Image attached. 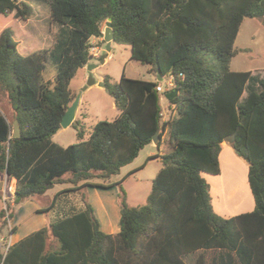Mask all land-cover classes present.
Segmentation results:
<instances>
[{
    "label": "trees",
    "instance_id": "trees-1",
    "mask_svg": "<svg viewBox=\"0 0 264 264\" xmlns=\"http://www.w3.org/2000/svg\"><path fill=\"white\" fill-rule=\"evenodd\" d=\"M43 1L59 26L57 40L26 54L10 24L26 22L33 9L22 0H0V97L12 113L9 120L0 110V175L15 180L14 204L0 209V233L14 206L40 204L55 185H70L64 191L78 192L84 208L13 243L0 252V264H186L183 258L198 252L196 264L206 263L205 252L215 256L212 264H264V78L230 68L242 22L264 26V0ZM108 19L113 41L129 46L130 59L146 65L156 81L124 73L114 86L104 79L117 116L97 121L85 140L75 119L71 125L81 140L63 147L53 136L76 96L71 80L87 66L90 39L100 38ZM49 62L54 77L44 81ZM158 77H172V88L161 93ZM161 98L176 117L162 120ZM15 120L17 138L11 135ZM157 131V146L166 132L172 151L160 156L145 204L130 206L122 181H110ZM233 133L230 147L247 165L254 206L225 218L214 212L203 175L220 174L223 140ZM115 186L119 229L106 234L83 190ZM59 194L37 212L51 210Z\"/></svg>",
    "mask_w": 264,
    "mask_h": 264
},
{
    "label": "rangeland",
    "instance_id": "rangeland-1",
    "mask_svg": "<svg viewBox=\"0 0 264 264\" xmlns=\"http://www.w3.org/2000/svg\"><path fill=\"white\" fill-rule=\"evenodd\" d=\"M22 1L32 7L33 15L26 22H12L10 24V28L14 34L13 38L19 43L18 48L22 53L26 54L36 50L51 48L55 40H57L56 36L59 26L51 22L48 4L43 0ZM104 29L105 24L102 26V32ZM90 45V55L96 53L97 56H91L87 65H96V68L92 69L91 72H88L87 69L83 71L84 73L78 72L70 83V90L73 95L81 92L86 85L84 74H86L87 78L91 75L97 84V86L93 85L81 92L75 119L79 120L84 128L82 140L88 137L92 126L97 121H111L118 112L115 107H112L114 101L111 96L107 94L104 88L99 87L98 83H103V80L107 79L108 84L114 86L119 81L122 73L131 79L152 82L156 80L154 76L147 73L146 65L130 59L129 46L119 45L112 41L108 58L101 64L100 61L105 54V42L103 38H91ZM234 47L237 50V55L231 60V70L235 72L250 71L251 76H256L260 79L264 78V26L256 19H245L239 28ZM54 73L53 64L47 63L42 74L43 80H51ZM161 84L163 85V83ZM254 90L258 91L257 89ZM245 96L246 91L243 92L242 98ZM161 107L162 120L171 119L170 117L167 118L168 112H166V103L163 100ZM0 110L9 120H12L11 110L6 100L2 97H0ZM174 117H176V113H174ZM77 132V129L72 125L65 129L60 128L53 136V141L63 147L75 144L81 140ZM171 151L172 148L169 145L168 136L164 134L159 146L152 143L145 146L139 151L138 156L132 163L121 168L119 174L111 179L110 182L113 183L122 181L120 187L123 189L126 201L130 206L145 204L151 192L152 181L161 168L160 156L167 155ZM151 153L157 158L151 159L150 157L152 156H149ZM232 155L234 161L231 159L229 161L225 156L219 159V176L204 175V179L209 185V195L213 210L221 217H229L247 212L254 204L247 184V165L234 152ZM96 182L100 183L99 180ZM0 184L2 190H4V187L8 184L5 177H0ZM69 187L70 185L67 184L55 185L53 189L46 192L40 204L24 200L18 206H14L15 215L10 220V224L7 223L5 230L2 231L0 252L5 253L6 248L12 245L16 238H23L26 234L36 231L41 226L42 221L54 222L72 212L82 210L84 205L81 195L78 192H65L64 190ZM56 193L60 194L55 206L48 212L35 215L33 208H45ZM83 193H85L86 201L93 207L95 217L102 231L108 225V222L113 221V215L116 214V217L120 215L119 211H117L119 209V186L107 190L87 187L83 190ZM8 204L13 205L14 201L8 200L6 196L4 201L3 197H1L0 209H4ZM14 229L17 230L14 233L16 235L11 239L9 234ZM198 255L199 253L186 256L183 260L186 264H196ZM204 256L206 257L205 264H212L210 261L215 257L213 253L205 252ZM234 260L241 263V260L237 256H235ZM222 262L219 261L218 263L223 264L224 262Z\"/></svg>",
    "mask_w": 264,
    "mask_h": 264
},
{
    "label": "water",
    "instance_id": "water-1",
    "mask_svg": "<svg viewBox=\"0 0 264 264\" xmlns=\"http://www.w3.org/2000/svg\"><path fill=\"white\" fill-rule=\"evenodd\" d=\"M101 38H103V41L105 42V54L102 56V59L100 61L101 64L104 63L105 58H107L108 53L111 51V43L114 39V35H113V31H112V26H111V19L107 20V23L105 24V29L103 32H101L100 35ZM96 65H87L86 69L88 72H91L92 69H95ZM157 75L159 76V72L157 73ZM158 82H163V79L158 77L157 79ZM95 84V80L92 78L91 75L88 76L87 81H86V85L83 87V89L81 90L84 91L86 90L88 87L92 86ZM99 87L104 88V84L103 83H98ZM81 92H79L78 94H76L74 100L72 101V103L70 104V106L66 109L65 113L63 114L61 121H60V127L65 129L67 127H69L75 120V113H76V109L78 107L79 104V100H80V96H81ZM11 135L14 138L20 137L21 133H20V127L18 122L15 120L13 121V128L11 130ZM235 135L236 133H233L227 137L224 138L223 142L229 145L234 144L235 142ZM160 141L159 138V131H157L153 138H152V142L157 145L158 142Z\"/></svg>",
    "mask_w": 264,
    "mask_h": 264
},
{
    "label": "crops",
    "instance_id": "crops-1",
    "mask_svg": "<svg viewBox=\"0 0 264 264\" xmlns=\"http://www.w3.org/2000/svg\"><path fill=\"white\" fill-rule=\"evenodd\" d=\"M58 30H59V27H58ZM107 58H108V56H107ZM106 59V58H105ZM105 61V60H104ZM86 70V66L83 68V69H80L78 72H83V71H85ZM84 73V72H83ZM54 77V76H53ZM53 77H52V79H53ZM155 78V77H154ZM52 79L50 80V79H47V81L48 80H50V81H52ZM84 80H86L87 81V76H86V74H84ZM156 81V80H155ZM163 83V85H164V81L162 82ZM93 86V85H92ZM94 86H97V84H96V82H95V84H94ZM91 87V86H90ZM161 87H162V84H161ZM162 100L165 102V100L163 99V98H161V101H160V103L162 102ZM166 103V102H165ZM112 107H115V104L114 103H112ZM78 108V107H77ZM166 108H167V110H166V112H168L167 113V118H173V116H174V109H173V107L171 108V109H169L168 107H167V105H166ZM117 110V109H116ZM76 111H77V109H76ZM117 114H118V112H117ZM117 116V115H116ZM115 116V117H116ZM75 117H76V113H75ZM166 120V119H165ZM167 121V120H166ZM164 134H166V132L164 133ZM163 134V135H164ZM152 144L153 145H155L153 142H152ZM64 147H66V146H64ZM232 153H233V150L231 149V147H230V145H228V144H226V143H224L223 142V144H222V150H221V152H220V154H219V159L222 157V156H225V158L226 159H228L229 161H230V159L232 160V161H234L233 160V155H232ZM149 156H155L153 153H151V154H149ZM219 165H220V162H219ZM220 175V174H219ZM218 175V176H219ZM204 176V175H203ZM210 176V175H209ZM0 177H5V176H2V175H0ZM7 185H11V187L12 188H14L15 189V180L14 179H10L9 181H8V184ZM50 191V190H49ZM4 192V190H2V193ZM3 196V195H2ZM18 206V205H17ZM253 206H254V204H253ZM253 206H252V208L249 210V211H247V212H250V211H252L253 210ZM41 208H37V207H34L33 208V211H34V213H35V215H39V213H37V211L38 210H40ZM17 211H18V209H17ZM117 211H119V209L117 210ZM243 213H245V212H243ZM15 215V214H14ZM234 216V215H233ZM114 219H113V221H110V223L108 222L107 224L108 225H106L105 226V228H103V231H104V233H106V234H113V233H115V232H117L118 231V229H119V218H120V215L119 216H117L116 217V214L115 215H113L112 216ZM229 217H231V216H229ZM225 218H227V217H225ZM50 223V221H46V222H44V221H42V224H41V226H39V228H37V230H39V229H41V228H43V227H45V226H47L48 224ZM15 225V224H14ZM17 228V227H16ZM99 228H100V230H101V227L99 226ZM17 230L15 229V231L13 232V233H10L9 235L11 236V239L16 235H14V233L16 232ZM32 231V230H31ZM102 231V230H101ZM102 231V232H103ZM31 233V232H30ZM3 234V232H1L0 233V239H2V235ZM25 235V234H24ZM28 234H26L25 236H27ZM25 236H23V238L25 237ZM22 238H20V237H18V238H16V240L13 242V243H15V242H17V241H19V240H21ZM198 253H200V252H198ZM197 254V253H196Z\"/></svg>",
    "mask_w": 264,
    "mask_h": 264
},
{
    "label": "built area",
    "instance_id": "built-area-1",
    "mask_svg": "<svg viewBox=\"0 0 264 264\" xmlns=\"http://www.w3.org/2000/svg\"><path fill=\"white\" fill-rule=\"evenodd\" d=\"M91 56L96 57L97 54L95 53V54H92ZM164 82H165L164 85H162V87L161 86L159 87V91L161 93L164 92L165 90H168V89L172 88V86H173V78L172 77H169ZM14 192H15V189L12 188L11 185L5 186L4 187L3 196H2L3 197V200L5 201V196H6L8 200L14 201ZM8 248H9V246L6 248V251L8 250ZM6 251H5V253H6Z\"/></svg>",
    "mask_w": 264,
    "mask_h": 264
}]
</instances>
